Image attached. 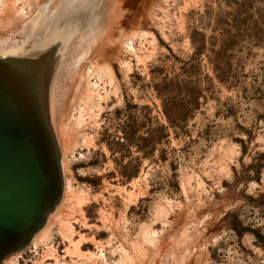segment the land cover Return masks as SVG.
Listing matches in <instances>:
<instances>
[{"label": "rangeland", "instance_id": "1", "mask_svg": "<svg viewBox=\"0 0 264 264\" xmlns=\"http://www.w3.org/2000/svg\"><path fill=\"white\" fill-rule=\"evenodd\" d=\"M135 4L0 0V57H65L62 197L48 235L2 264H264V0ZM172 79L198 107L153 149Z\"/></svg>", "mask_w": 264, "mask_h": 264}, {"label": "water", "instance_id": "2", "mask_svg": "<svg viewBox=\"0 0 264 264\" xmlns=\"http://www.w3.org/2000/svg\"><path fill=\"white\" fill-rule=\"evenodd\" d=\"M56 47L0 57V264L28 247L62 197V155L50 119L65 58Z\"/></svg>", "mask_w": 264, "mask_h": 264}, {"label": "trees", "instance_id": "3", "mask_svg": "<svg viewBox=\"0 0 264 264\" xmlns=\"http://www.w3.org/2000/svg\"><path fill=\"white\" fill-rule=\"evenodd\" d=\"M169 83V86L163 85V90L159 91L163 98V115L168 126L155 127L151 136L153 149L167 138L166 130L168 128L177 133L182 132L191 113L198 107L197 90L193 82L186 80L178 82L176 79H172Z\"/></svg>", "mask_w": 264, "mask_h": 264}, {"label": "bare ground", "instance_id": "4", "mask_svg": "<svg viewBox=\"0 0 264 264\" xmlns=\"http://www.w3.org/2000/svg\"><path fill=\"white\" fill-rule=\"evenodd\" d=\"M36 1V0H35ZM126 2L127 6L132 8L134 5L136 6V2L139 0H117ZM114 3V2H113ZM52 218V217H51ZM50 227V226H49ZM50 229V228H49ZM48 233V226H45L42 230H40L32 239V246H35L39 241L43 240Z\"/></svg>", "mask_w": 264, "mask_h": 264}]
</instances>
